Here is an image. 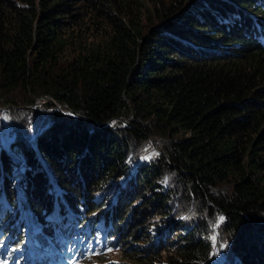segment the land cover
<instances>
[{"label": "trees", "instance_id": "1", "mask_svg": "<svg viewBox=\"0 0 264 264\" xmlns=\"http://www.w3.org/2000/svg\"><path fill=\"white\" fill-rule=\"evenodd\" d=\"M40 95L49 122L0 140L10 264L33 263L21 246L91 248L101 229L112 264H218V214L221 264H264V0H0V105ZM149 136L158 156L128 157ZM178 194L206 210L199 222Z\"/></svg>", "mask_w": 264, "mask_h": 264}, {"label": "rangeland", "instance_id": "2", "mask_svg": "<svg viewBox=\"0 0 264 264\" xmlns=\"http://www.w3.org/2000/svg\"><path fill=\"white\" fill-rule=\"evenodd\" d=\"M191 1V0H190ZM149 18L151 16L149 15ZM18 92V91H17ZM50 97L40 95L35 98V101L30 105H18V106H11L10 104H4L0 105V140L3 142L4 146L7 145V142L10 141L11 137L14 135V129H17L18 126H22L25 131H30V129L35 128L34 123L41 122V119L43 120L42 127L45 126L49 120L50 116H45V109L44 101H49ZM64 105L57 103L54 108H62ZM47 112V111H46ZM124 122L126 121L124 118H120ZM156 137L149 136L144 139L136 140L134 143L130 142L132 145H130V148L128 150V157H131L132 160L140 158L144 161H150L151 159H154L158 156V154L161 152V149L158 145V141L156 140ZM144 157H148V159H144ZM172 170H168L167 176H164V183H173L174 177H173ZM15 183V182H13ZM19 182L14 184V187L18 188ZM56 192L58 194V189H56ZM20 197L18 198V205L19 207L26 208V211H29V205L26 203L25 198L19 193ZM111 196V195H110ZM109 197V194L108 196ZM175 205H177L178 215L182 218H185L188 223L193 222H199L203 216L206 213V210L203 212L201 211V205L198 202L197 199L189 198L187 200V197L185 195H182L181 197L176 196ZM1 202L3 203L4 200L2 199ZM54 205L56 208L59 206L55 200ZM109 206V205H108ZM106 208V207H105ZM205 217V216H204ZM223 217V215L218 214L215 218V220L212 221V218H208V222H212L211 227V235L214 241V251L217 254V262L218 264H221L222 262H225V256L228 255L227 251L229 250V235H225L224 232H221L222 223L224 222L220 218ZM30 220V221H29ZM260 221L264 222V217L260 219ZM29 225V229L31 230L35 223H33V220L30 219V216H27V219L25 221V225ZM53 224L55 226V221H53ZM28 227V226H27ZM56 227V226H55ZM13 231V228L10 230V232L7 234L3 232L0 233V239L1 236L3 238L4 236H8ZM60 234V232H58ZM7 234V235H6ZM106 230L101 229L99 232H95L91 234V237L95 238L98 241V244L95 245L94 248H92L91 252L85 253V257L80 258L79 256L74 257L72 260H69L68 258H64L63 264H112L114 262H117L120 260L121 252L120 247L116 245H112V243L115 242V238H111L112 241L108 240L110 235L105 236ZM110 239V238H109ZM133 241V240H132ZM12 241H7V239H2L0 242V250L2 246L9 244L11 247ZM9 247V248H10ZM25 250V252L30 251V246H21ZM63 250H61V253ZM68 253V251L66 252ZM23 255H17L18 259L20 260ZM40 260L37 261L36 257H33L32 261L37 262L39 264H43L45 261L43 259L39 258ZM0 260L3 261V264H10L8 262V258L5 256V254L0 253ZM12 264H15L14 262Z\"/></svg>", "mask_w": 264, "mask_h": 264}, {"label": "snow or ice", "instance_id": "3", "mask_svg": "<svg viewBox=\"0 0 264 264\" xmlns=\"http://www.w3.org/2000/svg\"><path fill=\"white\" fill-rule=\"evenodd\" d=\"M144 159H148V157H144ZM220 219L223 220V217H221ZM213 239H215V237H213ZM0 264H3L2 260H0Z\"/></svg>", "mask_w": 264, "mask_h": 264}]
</instances>
